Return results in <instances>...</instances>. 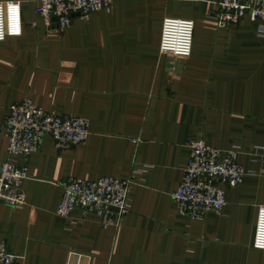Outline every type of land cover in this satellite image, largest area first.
<instances>
[{
    "label": "crops",
    "instance_id": "1",
    "mask_svg": "<svg viewBox=\"0 0 264 264\" xmlns=\"http://www.w3.org/2000/svg\"><path fill=\"white\" fill-rule=\"evenodd\" d=\"M220 1L113 0L60 29L45 25L38 0H0L8 7L0 165L16 103L31 99L90 122L82 145L59 151L46 136L39 151L14 158L28 166L27 204L0 203V239L23 264H264L253 247L264 205V38L248 16L221 27L212 17ZM168 17L194 21L191 56L161 52ZM195 138L239 147L249 171L240 185H223L224 210L203 219L181 215L173 198ZM105 176L134 178L131 211L119 225L103 228L79 207L57 214L68 178Z\"/></svg>",
    "mask_w": 264,
    "mask_h": 264
},
{
    "label": "built area",
    "instance_id": "2",
    "mask_svg": "<svg viewBox=\"0 0 264 264\" xmlns=\"http://www.w3.org/2000/svg\"><path fill=\"white\" fill-rule=\"evenodd\" d=\"M112 3L113 0H38L36 12L47 27L56 22L60 29H66L73 24L75 16L88 20L93 13L109 10ZM7 9L0 3V42L7 38ZM245 16L256 24L257 35L264 38V0H221L212 12L221 27L236 26ZM194 32L193 20L166 18L161 52L175 58L191 56ZM6 127L9 158L0 165V203L15 209L27 204L24 182L29 177L27 164H18L15 157L26 158L39 151L46 136H52L56 149L63 151L84 144L90 135L87 118L45 110L31 99L10 108ZM187 146L190 154L184 175L173 193L179 213L192 219H203L210 212L221 213L227 204L223 185L236 187L249 174L238 161L240 148L223 151L204 138L190 139ZM133 184L134 178H68L63 183V197L57 214L68 218L79 207L83 218L95 214L103 228L117 226L131 211ZM253 247L264 251V205L258 210ZM0 264H23L1 239Z\"/></svg>",
    "mask_w": 264,
    "mask_h": 264
},
{
    "label": "water",
    "instance_id": "3",
    "mask_svg": "<svg viewBox=\"0 0 264 264\" xmlns=\"http://www.w3.org/2000/svg\"><path fill=\"white\" fill-rule=\"evenodd\" d=\"M57 20V19H56Z\"/></svg>",
    "mask_w": 264,
    "mask_h": 264
}]
</instances>
